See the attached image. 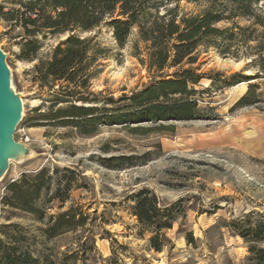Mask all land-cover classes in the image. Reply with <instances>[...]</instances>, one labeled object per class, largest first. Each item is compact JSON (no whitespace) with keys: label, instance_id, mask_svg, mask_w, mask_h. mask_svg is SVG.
Masks as SVG:
<instances>
[{"label":"rangeland","instance_id":"obj_1","mask_svg":"<svg viewBox=\"0 0 264 264\" xmlns=\"http://www.w3.org/2000/svg\"><path fill=\"white\" fill-rule=\"evenodd\" d=\"M28 1L0 0V6L8 11ZM200 10L185 0L180 4L181 15ZM252 22L239 20L242 26ZM65 38L40 35L41 44L28 50L24 28L0 16V47L12 88L23 101L14 138L27 148L0 177V240L13 243V230L5 225L18 224L32 237L30 248L40 264H252L250 244L239 235L237 228L242 227L237 224L254 227L264 222V47L260 51L257 42H251V49L239 58L216 47L202 49L194 67L214 79L212 83L204 78L196 86L201 104L211 107L208 117L106 121L92 135H83L80 128L46 119L51 92L41 86L36 69ZM97 41L104 49L91 87L97 101L87 105L116 112L125 105L124 96L144 88L156 73L149 70L147 44L136 28L124 46L117 44L108 27L98 32ZM36 46L40 49L33 58ZM249 90L245 103L236 106ZM111 98L120 101L111 104ZM43 167L58 168V176L75 180L69 199L48 204L43 200L44 222L3 207L7 184ZM71 171L82 175L74 177ZM143 188L158 196L161 207L184 200L186 218L166 231L168 242L160 252L151 248L152 233L134 212V197ZM71 208L75 225L82 214L86 217L84 226L53 238L43 235L50 216ZM68 226L74 227V221ZM19 245L24 250L28 243Z\"/></svg>","mask_w":264,"mask_h":264},{"label":"trees","instance_id":"obj_2","mask_svg":"<svg viewBox=\"0 0 264 264\" xmlns=\"http://www.w3.org/2000/svg\"><path fill=\"white\" fill-rule=\"evenodd\" d=\"M198 5L197 14H180L182 0H29L19 8L8 11L0 6V16L15 21L24 28L29 50L32 44L43 39L59 38L50 59L40 61L36 69L41 86L49 87L50 111L46 119L81 129V134L92 135L97 125L106 121L115 124H132L157 121H189L207 116L211 107H204L196 89L204 78L211 76L194 67L202 49L220 48L222 54L239 58L251 49V42L264 47V1L261 0H185ZM239 20L253 21L242 26ZM220 23L230 24L219 27ZM108 27L117 44L124 46L136 28L141 41L147 44L148 65L153 75L149 84L131 96L118 111L103 106L87 105L97 101L91 90L92 81L99 69L98 61L104 49L97 41L98 32ZM258 27H262L260 30ZM93 32H96L94 35ZM90 34V35H85ZM245 48L244 50H241ZM40 47L32 50L33 58ZM244 53V52H243ZM187 66V67H186ZM168 69H175L171 75ZM251 91L236 106L248 99ZM111 98V104L119 102ZM65 104V106H64ZM108 104V103H107ZM80 177V171H71ZM74 179L58 176V168L51 171L43 167L21 176L6 186L2 197L3 207L27 213L44 222L47 208L42 205L59 200L64 203L74 190ZM76 188V187H75ZM134 212L141 225L152 236L150 246L162 251L168 239L166 231L173 228L180 218H186V208L181 199L168 207H161L158 196L143 188L134 197ZM85 216L75 225V213L68 211L50 216L43 235L53 238L85 225ZM74 227H69L73 223ZM237 226L239 235L249 243L248 261L264 264V222L252 227L249 223ZM13 230L9 236L14 242L0 240V264H40L31 250L32 237L18 224L5 225ZM19 235V236H18ZM19 242L28 243L23 250ZM30 244V245H29Z\"/></svg>","mask_w":264,"mask_h":264},{"label":"water","instance_id":"obj_3","mask_svg":"<svg viewBox=\"0 0 264 264\" xmlns=\"http://www.w3.org/2000/svg\"><path fill=\"white\" fill-rule=\"evenodd\" d=\"M22 111V98L12 88L11 72L0 47V177L12 160L27 153V148L14 138Z\"/></svg>","mask_w":264,"mask_h":264}]
</instances>
